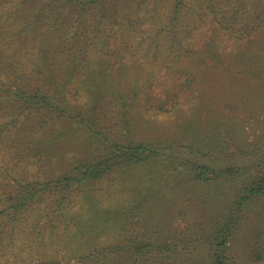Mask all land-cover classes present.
Returning a JSON list of instances; mask_svg holds the SVG:
<instances>
[{
  "label": "rangeland",
  "instance_id": "374dc122",
  "mask_svg": "<svg viewBox=\"0 0 264 264\" xmlns=\"http://www.w3.org/2000/svg\"><path fill=\"white\" fill-rule=\"evenodd\" d=\"M97 1L0 0L6 55L28 80L38 70L34 81L51 92L61 84L87 120L47 125L43 111L19 117L7 106L0 176L58 178L127 137L161 143L168 156L45 195L5 260L81 264L109 245L156 239L178 248L173 264H206V246L188 235L205 236L264 175V0ZM71 55L73 65L61 61ZM176 93L190 104L173 107ZM199 158L240 173L198 180L185 160ZM230 247L236 264H264V198L248 206Z\"/></svg>",
  "mask_w": 264,
  "mask_h": 264
},
{
  "label": "trees",
  "instance_id": "16d2710c",
  "mask_svg": "<svg viewBox=\"0 0 264 264\" xmlns=\"http://www.w3.org/2000/svg\"><path fill=\"white\" fill-rule=\"evenodd\" d=\"M63 1L71 6L76 3L80 7L89 6L90 3H98L97 0L91 2H84L83 0ZM20 33L21 31H17L18 35ZM14 48L17 49V47ZM61 61L73 65L76 63V57L71 55V58H66V60L61 58ZM39 73L38 70L27 73L32 75V78L28 80L21 70V62L11 60L0 43V122L5 121L4 116L6 114L4 110L7 106H10L15 109V113H19V117L28 115V110L31 112L43 111L46 119H48L47 125L58 121V119H80L81 123L85 125L87 123L86 118L82 117V114L81 116L76 115V110L72 108L67 96L63 95L62 85L58 83L59 86L56 89L53 87L51 92L47 86H42L34 81ZM184 86L181 88H184ZM169 101L173 107H179L184 103L190 104V102L183 99L180 93H176ZM167 106L162 107V110L168 111ZM27 118L29 119V117ZM9 124L8 121L0 123V129L9 126ZM89 129L96 135L101 134L95 129ZM3 133L4 128L1 135ZM167 149L170 151L171 147H167ZM107 150L106 155L92 162H81L54 179L36 180L32 178L30 181H24L19 179L18 176L14 177V180L11 179V176H0V264H9L5 258L19 227L23 225L26 212L32 204L45 195L58 190L66 192L74 187L83 186L89 181L101 180L117 168L138 165L155 158L168 156L167 153L165 154L166 148H163L161 143H137L130 140L129 137L126 141L114 142L113 146ZM173 152L175 154L179 153L177 150H173ZM210 153L212 158L211 149L207 150L202 158L206 159ZM199 159H194V161L192 159L185 160L186 165H191V171L198 180L219 181L222 179L223 173L235 175L234 177H237V174L240 173L236 165L226 167L220 171L221 168L216 165L212 166L209 164L210 161L204 162L203 159H200V161ZM237 195V199L230 205L228 212L215 222L210 232L205 236L198 232L188 235L193 239L196 237L195 244L201 242V246H206V264H236V260L230 254V243L239 229L243 214L247 211L248 206L253 201L264 198V175L257 182L241 188ZM63 197L66 198L65 194ZM59 205H55L57 210L61 206ZM177 250L178 248L173 247L172 244L158 242L156 239L146 242L128 240L120 245H109L89 256H82L78 262L81 264H173ZM38 264L59 263L49 261Z\"/></svg>",
  "mask_w": 264,
  "mask_h": 264
}]
</instances>
